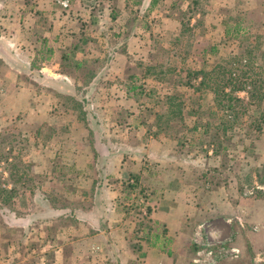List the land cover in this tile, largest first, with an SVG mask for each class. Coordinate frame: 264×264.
Returning <instances> with one entry per match:
<instances>
[{
    "label": "rangeland",
    "instance_id": "obj_1",
    "mask_svg": "<svg viewBox=\"0 0 264 264\" xmlns=\"http://www.w3.org/2000/svg\"><path fill=\"white\" fill-rule=\"evenodd\" d=\"M63 1L0 0V264H264V102L197 73L264 68V0Z\"/></svg>",
    "mask_w": 264,
    "mask_h": 264
},
{
    "label": "trees",
    "instance_id": "obj_2",
    "mask_svg": "<svg viewBox=\"0 0 264 264\" xmlns=\"http://www.w3.org/2000/svg\"><path fill=\"white\" fill-rule=\"evenodd\" d=\"M232 29L240 32V26L234 25ZM230 28H225V35L232 34ZM233 36V35H232ZM214 49L211 48L212 52ZM200 71L202 74V81L199 83L205 85L213 94L214 102L219 107V110L225 111V119L221 125L223 132L226 131V124L237 123L240 115L246 113L249 108L262 106L264 102V68L263 65L255 66V64L246 57H236L232 55L229 60L224 63H215L210 66L203 64ZM195 73V74H197ZM185 83L190 84L189 80ZM241 89L246 95L241 97L237 94ZM171 101L170 103H172ZM170 111L171 108H170ZM173 115L169 119H175L176 115L180 114L178 105L172 111ZM245 121V120H244ZM264 121V110L260 109V119L258 122H253L250 125H258ZM246 122V121H245ZM224 126V127H223ZM216 138L212 142H208L209 148L212 152L217 153L214 146H219L221 151L225 150V146L221 145L220 136L215 135ZM13 176V174H12ZM157 236V235H156ZM154 245V244H153Z\"/></svg>",
    "mask_w": 264,
    "mask_h": 264
},
{
    "label": "crops",
    "instance_id": "obj_3",
    "mask_svg": "<svg viewBox=\"0 0 264 264\" xmlns=\"http://www.w3.org/2000/svg\"><path fill=\"white\" fill-rule=\"evenodd\" d=\"M103 9L105 11V8H103ZM107 15L112 16V8L111 9L108 8ZM8 34H13L12 29H10L8 27L4 31L1 32L0 42L2 41L3 43H0V67H3V66H9L10 67V63L6 60V57H4V55L7 56L12 51V47L9 46V44H7L4 41V36L8 35ZM4 79L5 78H0V82L4 81ZM5 83L13 85L11 88L0 87V92H1L0 93V99L2 98V100H6L5 101V110H8V107H14L16 105V103L19 101V98H20V100L25 98V93L23 90H21L19 93H17L18 89L15 88V83H16L15 80L10 79ZM23 93H24V97L21 98V95H23ZM2 121H3V114H0V123H2ZM161 237H163V236L158 235V239ZM166 237H168V236H166ZM158 239L155 241L156 242L155 246L156 245L159 246L158 245ZM151 248H153V247L151 246ZM160 248L162 249V246H160ZM125 252L126 251H123V253H125ZM167 252H169V251L167 250ZM129 253H131V251L130 252L127 251V253L124 255H128ZM121 260H123L122 257H121Z\"/></svg>",
    "mask_w": 264,
    "mask_h": 264
},
{
    "label": "built area",
    "instance_id": "obj_4",
    "mask_svg": "<svg viewBox=\"0 0 264 264\" xmlns=\"http://www.w3.org/2000/svg\"><path fill=\"white\" fill-rule=\"evenodd\" d=\"M62 3H63L64 5H67L68 0H64Z\"/></svg>",
    "mask_w": 264,
    "mask_h": 264
}]
</instances>
